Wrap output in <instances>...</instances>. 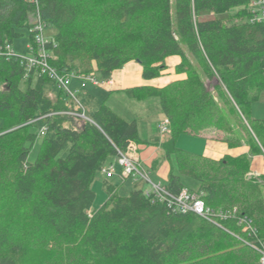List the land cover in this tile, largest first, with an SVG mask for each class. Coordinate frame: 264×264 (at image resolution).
I'll use <instances>...</instances> for the list:
<instances>
[{
	"label": "trees",
	"instance_id": "16d2710c",
	"mask_svg": "<svg viewBox=\"0 0 264 264\" xmlns=\"http://www.w3.org/2000/svg\"><path fill=\"white\" fill-rule=\"evenodd\" d=\"M39 2L45 30H55L46 48L60 75L108 81L136 61L151 80L168 69L167 57L181 56L176 72L185 78L126 95L139 102L159 99L170 120L161 146L171 164L165 187L174 194L198 192L216 214L232 216L221 221L224 230L174 211L143 189L120 196L107 178V200L95 207L97 174L118 149L149 141L138 120L120 116L107 99L96 110L85 109L90 120L75 118L65 112L83 108L75 99L63 100L65 90L55 80L41 75L43 83L60 87L56 99L34 87L36 70L5 53L24 28L35 46L37 8L29 0H0V264H262L264 195L255 199L260 183L246 179L252 156L264 154V120L251 117L264 89V21L253 16L252 0ZM206 134L231 148L248 146L250 153L213 160L177 145L182 135ZM247 187L253 198L245 196ZM241 200L244 205H234ZM239 218L251 220L255 232L243 233Z\"/></svg>",
	"mask_w": 264,
	"mask_h": 264
},
{
	"label": "rangeland",
	"instance_id": "374dc122",
	"mask_svg": "<svg viewBox=\"0 0 264 264\" xmlns=\"http://www.w3.org/2000/svg\"><path fill=\"white\" fill-rule=\"evenodd\" d=\"M238 12V9L232 10V14H236ZM35 18V17H33ZM32 18V21L34 20ZM24 36H21L14 40L13 43V50L16 55H20L23 57H27L30 55L28 52V45H29V39L27 37L29 30L24 28L21 31ZM55 30L51 27L46 28L44 34L46 38H52L54 35ZM177 58L175 62L178 64L182 61L181 56L179 55H172L167 57L166 64L168 65V61L170 59ZM185 78V75H181L180 79ZM179 79V80H180ZM74 81H78L79 83H75ZM208 85H211L209 81H206ZM24 87V83L21 85ZM33 86L34 87H44V89L52 96H58L61 89L60 87L55 83H43V78L40 75L39 72H36L33 77ZM68 89L72 91L75 98L82 103L78 98H82L83 92H86L88 89L83 87V82L80 78H71L67 84ZM88 88L94 89L93 92L89 95V99L91 100V103H97L95 102V99H100L99 103H103L104 100H106L108 96V92L101 88H93V86H88ZM65 93L62 94V98L65 101H71L74 99V97L69 94L68 90L64 89ZM108 105L114 109L120 116L125 118L126 120H133L135 118H138L139 126L141 128V136L143 138L149 139V144L147 143H140L138 144V151L140 153V156L142 157V167L147 171L148 175L150 176L151 180L153 182H161L162 184H165L169 179L170 174V168L171 164L168 159L164 157V151L162 150V143L167 140L168 135L171 133V124L169 121V132L164 133L162 131V123L167 120V117L163 114L162 108L160 105L159 99H149L145 102H139L136 100H133L125 95H122L118 98H112L111 100L107 101ZM251 117L254 119L264 120V89L260 95V99L256 102H254L251 106ZM3 121L0 117V126H2ZM246 124L249 126L248 122L246 121ZM250 127V126H249ZM40 142L36 145L35 150L30 156V160L34 161L37 157V152L39 148ZM177 145L179 148L183 150H187L193 153H199L201 151L200 144L196 143V141H193L189 137H185V135L180 136L177 140ZM199 146V147H198ZM264 157V154H257ZM256 156V155H253ZM159 160V164L156 168H153L154 161ZM106 179L105 174L101 171L97 174L96 179L93 183V189L97 194V198L95 201V207L102 206L106 200H107V191L104 188V180ZM246 179L249 180H257L258 183H260L258 188V196L254 197L259 198L261 197L263 199L264 195V188H263V175H258L254 172H249L246 176ZM110 181L114 182L118 185V193L120 196H128L130 192L134 188L143 189L144 191L151 189V185L147 183L146 181L139 179L136 181L133 178L126 179L125 181L120 178H113L109 179ZM185 182H187L192 189H195L197 186V183L193 180H189L187 178H184ZM248 188V187H247ZM252 191L253 188H248L247 191H245V196L249 195L252 197ZM255 194V191L253 193ZM248 200H251L248 198ZM244 202L237 201L234 205H237L240 207V205H244ZM235 206L231 210L232 212L238 211V207ZM258 208V207H256ZM243 233H246L244 231ZM243 239L247 238L244 236Z\"/></svg>",
	"mask_w": 264,
	"mask_h": 264
},
{
	"label": "built area",
	"instance_id": "2783aa9c",
	"mask_svg": "<svg viewBox=\"0 0 264 264\" xmlns=\"http://www.w3.org/2000/svg\"><path fill=\"white\" fill-rule=\"evenodd\" d=\"M29 1L35 4L38 12L34 27L32 29L33 33L35 34V46L32 44L28 45L30 55L27 57L16 55L10 45L7 46V52L5 54L8 56H20L26 61L27 68L29 70H36V72H39L40 75H47L48 77L55 80L60 87L68 90L69 94L74 97V99L84 110L83 112H65V114H69L75 118L89 119L86 116L83 104L80 103L75 98L72 91L68 89L67 84L69 80L75 77L80 78L83 82V87H85L86 84L102 86L103 84L109 83L110 80L99 81L94 74H91L86 77H77L75 76V74L66 76L60 75L59 72L50 63L52 54L46 48L49 40L45 37V25L39 14L40 2L39 0ZM249 7L257 21H264V0H252ZM169 129V121L167 119L162 123V131L164 133H167L169 132ZM45 131L46 127L43 126L41 129V134L44 135ZM102 172L105 174L107 179L120 178L124 181L130 178H133L136 181L142 179L151 185V189L145 191L147 195L154 194L156 199H158L160 202H164L169 208L173 209L174 211L183 214H196L212 222L220 228H223V226L221 225V221L228 219L232 216L231 212H220L216 214L213 209L209 208L205 204L202 198V194L198 192H194L185 188L179 194H174L170 192L164 184L160 182H153L150 176L148 175L147 171L142 167L139 158L138 145L136 143L131 142L126 148V150L118 149V156L115 158V160L104 166ZM239 224L243 227V231H246V233L255 232V228L251 220L247 218H239ZM228 232L231 233L230 231ZM231 234L235 237H238L233 233ZM247 244L250 245V243ZM250 246L256 248L253 245ZM260 252L262 255L261 262L262 264H264V249L260 250Z\"/></svg>",
	"mask_w": 264,
	"mask_h": 264
},
{
	"label": "crops",
	"instance_id": "0c3cea01",
	"mask_svg": "<svg viewBox=\"0 0 264 264\" xmlns=\"http://www.w3.org/2000/svg\"><path fill=\"white\" fill-rule=\"evenodd\" d=\"M176 59L177 58H173L168 61V65H167L168 69L163 73V76L151 80H146L143 78V66L139 62L131 61L128 64H126L122 69L115 70L109 83L103 84L102 86H94L92 84H86L84 88L88 90L86 92L81 93L83 94V96L82 98H78V99L82 102L83 105H85L84 109L90 111V110L98 109L102 103H99L100 99L98 98L95 99V102L97 101V103L90 102L91 100L89 99V95L91 94V92L94 91V89L88 88V86H93V88H101L106 92H108L107 93L108 96L106 99L109 101L114 97L118 98L122 95L127 96L126 91L135 87H140V86L164 87L166 85H169L170 83L180 79L181 77V75H178L176 72V67L178 65V63L175 62ZM74 82L79 83L78 81H74ZM50 96L56 99V96H52V95ZM135 119L138 120V118ZM73 123L79 124L80 122L79 120L73 119ZM140 134H141V128H140ZM185 137H189L193 141H196V143L200 144L199 146L201 147V151L199 153L196 152L197 154H201L213 160H221L227 156L238 157L243 154L250 153V148L248 146L231 148L226 142L218 140L216 137H214L213 134H206L205 136L199 138L186 136V135ZM143 139L149 141V139L147 138H143ZM139 158L141 164L143 165L142 157L140 156V153H139ZM251 172L264 176L263 156L260 155L252 156Z\"/></svg>",
	"mask_w": 264,
	"mask_h": 264
}]
</instances>
